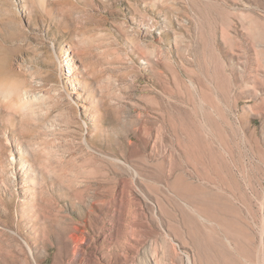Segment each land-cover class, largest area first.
Returning <instances> with one entry per match:
<instances>
[{
	"label": "rangeland",
	"instance_id": "374dc122",
	"mask_svg": "<svg viewBox=\"0 0 264 264\" xmlns=\"http://www.w3.org/2000/svg\"><path fill=\"white\" fill-rule=\"evenodd\" d=\"M264 264V0H0V264Z\"/></svg>",
	"mask_w": 264,
	"mask_h": 264
},
{
	"label": "bare ground",
	"instance_id": "6f19581e",
	"mask_svg": "<svg viewBox=\"0 0 264 264\" xmlns=\"http://www.w3.org/2000/svg\"><path fill=\"white\" fill-rule=\"evenodd\" d=\"M152 264H158V263H156V262H153ZM161 264V263H160Z\"/></svg>",
	"mask_w": 264,
	"mask_h": 264
}]
</instances>
